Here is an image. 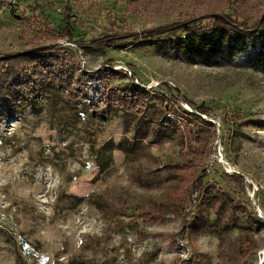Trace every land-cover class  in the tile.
<instances>
[{
	"label": "rangeland",
	"instance_id": "obj_1",
	"mask_svg": "<svg viewBox=\"0 0 264 264\" xmlns=\"http://www.w3.org/2000/svg\"><path fill=\"white\" fill-rule=\"evenodd\" d=\"M205 13L264 28V0H0V264L264 256L258 42L230 56L228 36L194 58L174 44L182 32L115 38ZM218 152L244 193L220 178L233 172Z\"/></svg>",
	"mask_w": 264,
	"mask_h": 264
},
{
	"label": "trees",
	"instance_id": "obj_2",
	"mask_svg": "<svg viewBox=\"0 0 264 264\" xmlns=\"http://www.w3.org/2000/svg\"><path fill=\"white\" fill-rule=\"evenodd\" d=\"M70 16L71 8L68 5H65V8L63 10V18L61 20H63L62 28L64 29L63 31L65 35H67V37L73 35V27L69 22ZM261 23V26L264 27V20L261 21ZM201 25H206L207 28L205 30H196V27ZM238 25L239 24L230 19L228 13H205L200 17L192 18L178 23H171L164 26H151L148 28H142L138 31L126 32V34H124L123 36L122 34L115 33L116 35H119L115 38L119 39L118 37L121 36L120 39L135 37V39L147 40L159 38L161 36H165L174 32H182L181 35H177L175 37L174 44L183 48L187 54L194 58L199 57L201 52L205 53L216 51L217 49L222 47L223 42L228 36H231L233 39L232 44L228 46L230 56L240 53L247 45L253 44L257 41L258 50L254 56V63L255 67L264 74V28L250 31L246 28L242 29ZM125 35L128 37H126ZM111 38V36H106L102 39V41L109 40ZM93 40L101 41L100 38H95ZM25 55L26 53L23 52L15 56L3 57L1 60H10L12 58L19 57L22 58ZM167 91L171 96H175L177 92L176 90L174 91L170 88ZM184 100L188 102L186 98H184ZM195 110L202 114L208 113V108L206 107L199 106L196 107ZM225 119L226 118H223V121L224 123H227V120ZM220 176V178H222L224 182L227 183L228 181V183L236 184L238 187V191L240 193H244L245 184L241 175L236 173L222 172ZM202 178L203 177L199 176L195 178V180H191V183L189 185L191 186V188L189 189V194H191V192L198 193L199 188L202 185ZM187 196L189 197L188 193ZM262 264H264V262Z\"/></svg>",
	"mask_w": 264,
	"mask_h": 264
},
{
	"label": "water",
	"instance_id": "obj_3",
	"mask_svg": "<svg viewBox=\"0 0 264 264\" xmlns=\"http://www.w3.org/2000/svg\"><path fill=\"white\" fill-rule=\"evenodd\" d=\"M22 53H23V52H22ZM218 160H219L220 162H222L223 164L228 165V162H227L224 158H222V156H221V154H220L219 152H218ZM229 170H230L231 172H233V173H236V174L241 175L242 178H243V180H244V182L249 184V180H248L246 177H243V175L240 174L238 171L231 169V167L229 168ZM252 191H253V189H252ZM251 195H252V192L250 193L249 197H250ZM255 211H256V213H257V216L260 217V218H262V220H263V222H264V215L261 213V211H260L257 207H255ZM263 262H264V256H261V257L257 260V263H256V264H262Z\"/></svg>",
	"mask_w": 264,
	"mask_h": 264
},
{
	"label": "bare ground",
	"instance_id": "obj_4",
	"mask_svg": "<svg viewBox=\"0 0 264 264\" xmlns=\"http://www.w3.org/2000/svg\"><path fill=\"white\" fill-rule=\"evenodd\" d=\"M227 166H228V170H229V168L231 167V166L229 165V163H228V165H227Z\"/></svg>",
	"mask_w": 264,
	"mask_h": 264
}]
</instances>
